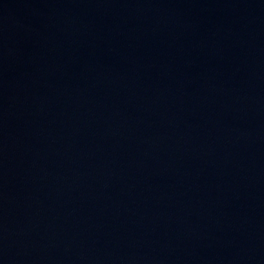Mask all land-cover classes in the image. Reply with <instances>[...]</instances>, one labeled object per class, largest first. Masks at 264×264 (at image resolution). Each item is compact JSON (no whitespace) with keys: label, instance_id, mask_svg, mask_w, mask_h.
<instances>
[{"label":"water","instance_id":"1","mask_svg":"<svg viewBox=\"0 0 264 264\" xmlns=\"http://www.w3.org/2000/svg\"><path fill=\"white\" fill-rule=\"evenodd\" d=\"M0 264H264V0H0Z\"/></svg>","mask_w":264,"mask_h":264}]
</instances>
